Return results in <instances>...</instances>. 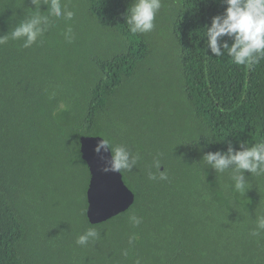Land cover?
I'll list each match as a JSON object with an SVG mask.
<instances>
[{
  "label": "trees",
  "instance_id": "16d2710c",
  "mask_svg": "<svg viewBox=\"0 0 264 264\" xmlns=\"http://www.w3.org/2000/svg\"><path fill=\"white\" fill-rule=\"evenodd\" d=\"M132 80L173 136L122 133ZM82 134L134 194L98 223ZM0 264H264V0H0Z\"/></svg>",
  "mask_w": 264,
  "mask_h": 264
},
{
  "label": "water",
  "instance_id": "95a60500",
  "mask_svg": "<svg viewBox=\"0 0 264 264\" xmlns=\"http://www.w3.org/2000/svg\"><path fill=\"white\" fill-rule=\"evenodd\" d=\"M78 143L80 157L89 172L85 211L88 220L102 222L127 210L134 194L125 184L106 140L99 135L82 134Z\"/></svg>",
  "mask_w": 264,
  "mask_h": 264
},
{
  "label": "rangeland",
  "instance_id": "374dc122",
  "mask_svg": "<svg viewBox=\"0 0 264 264\" xmlns=\"http://www.w3.org/2000/svg\"><path fill=\"white\" fill-rule=\"evenodd\" d=\"M83 29L85 32H92L93 31V27L90 24V21L86 20L84 22ZM102 36H103V32L98 30L97 37L101 38ZM160 70H162L161 67H160V69L157 70L158 74L161 73ZM158 74L156 72H153L152 76L149 77V81H150V83L155 84V87L158 89V95H163L157 99L159 106L160 107L161 106L167 107L164 109L166 112L180 111V106L177 102V99H178L177 96L172 95L171 92L168 90V88H166L164 85H161V83H163V81L158 77ZM171 80H173V79L171 78ZM164 81H165V78H164ZM128 84L131 85L129 94L126 95V98H124L122 96H118L117 99L119 101H117L112 107L113 112H114V116L116 118H120V120H119L120 122L122 120L125 121L124 125H122L120 127V129H121L122 133L126 136V138L128 140H130V138L132 136L136 137V135L132 134L133 128L136 129V134H138L140 137L146 139L147 143L149 142L148 144L150 146H153L152 145L153 141L149 137L153 134L154 128H156L160 131L163 130L167 136H173L175 134V132L167 130V126H164L161 128L159 125L160 123L158 124V122L155 120V117H152V116L147 115V114H145L142 118L134 116L135 114L142 112L141 110L137 109L134 106V104L135 103L142 104L143 101H142V103L134 101V98L136 96H138V92L136 89L139 86L138 80L137 81L132 80ZM170 86H173V82L171 83ZM151 92H152V90H151ZM153 97H154V95H153ZM120 101H122V102H120ZM124 102H125V104H124ZM147 113H155V112H153V110H148ZM155 114H157V113H155ZM168 139H172V138L169 137ZM154 141L160 142L161 140L154 138ZM150 142H151V144H150ZM154 146H156V145H154ZM157 150H158V147H154L152 149V151L158 152ZM119 151L122 154V147H120ZM77 229L79 230V232L82 235H84L90 239H95L100 245H104L105 243L111 242L110 238H106L109 236L108 234L107 235L102 234L99 231H97V232L96 231H93V232L90 231L89 235H87V233L83 232V230H81L79 228H77ZM103 248H106V247L103 246ZM109 250H111V249L109 248Z\"/></svg>",
  "mask_w": 264,
  "mask_h": 264
}]
</instances>
